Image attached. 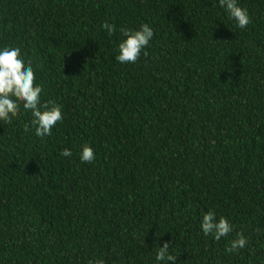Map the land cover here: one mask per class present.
Segmentation results:
<instances>
[{
	"label": "trees",
	"instance_id": "1",
	"mask_svg": "<svg viewBox=\"0 0 264 264\" xmlns=\"http://www.w3.org/2000/svg\"><path fill=\"white\" fill-rule=\"evenodd\" d=\"M215 2L0 0V47L64 113L44 138L22 102L0 121V264H154L165 243L176 264H264V0H238L244 29ZM142 23L147 55L118 63ZM210 210L227 237L201 232Z\"/></svg>",
	"mask_w": 264,
	"mask_h": 264
},
{
	"label": "clouds",
	"instance_id": "2",
	"mask_svg": "<svg viewBox=\"0 0 264 264\" xmlns=\"http://www.w3.org/2000/svg\"><path fill=\"white\" fill-rule=\"evenodd\" d=\"M217 6L224 11L227 19L235 22L236 27L244 29L251 23L247 9L240 7L238 0H218ZM103 27L109 34L114 32V28L108 24ZM121 37L117 45L116 61L120 64H135L142 52L147 55L144 50L150 46L154 32L147 23H142L138 29H121ZM35 80L32 62L22 55L19 47H0V121L11 122V117L21 111L22 102L23 110L31 115L35 136L44 138L52 135L58 122H63L64 113L62 105L55 101L41 105L43 88ZM25 131H29V128L26 127ZM60 155L71 158L72 151L65 148ZM79 159L82 164L92 163L96 159L93 148L89 145L82 146ZM233 228L227 218L217 219L215 212L211 210L203 214L200 221L201 232L205 236L211 234L215 240L227 237ZM246 243L243 233H237L227 250L242 249ZM176 260L177 257L169 251L168 243L157 247L154 264H176Z\"/></svg>",
	"mask_w": 264,
	"mask_h": 264
}]
</instances>
